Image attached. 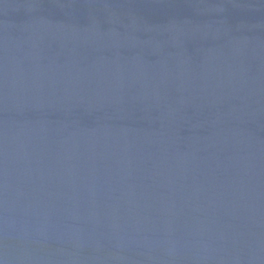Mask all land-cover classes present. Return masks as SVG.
Segmentation results:
<instances>
[{
  "label": "water",
  "instance_id": "obj_1",
  "mask_svg": "<svg viewBox=\"0 0 264 264\" xmlns=\"http://www.w3.org/2000/svg\"><path fill=\"white\" fill-rule=\"evenodd\" d=\"M0 264H264V0H0Z\"/></svg>",
  "mask_w": 264,
  "mask_h": 264
}]
</instances>
